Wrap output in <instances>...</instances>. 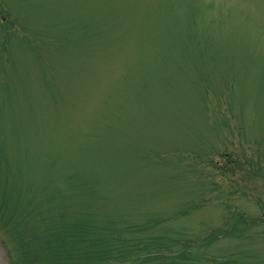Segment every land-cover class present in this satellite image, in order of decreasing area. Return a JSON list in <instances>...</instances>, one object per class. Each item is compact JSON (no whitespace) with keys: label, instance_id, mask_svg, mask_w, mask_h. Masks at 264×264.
<instances>
[{"label":"rangeland","instance_id":"obj_1","mask_svg":"<svg viewBox=\"0 0 264 264\" xmlns=\"http://www.w3.org/2000/svg\"><path fill=\"white\" fill-rule=\"evenodd\" d=\"M0 264H264V0H0Z\"/></svg>","mask_w":264,"mask_h":264},{"label":"trees","instance_id":"obj_2","mask_svg":"<svg viewBox=\"0 0 264 264\" xmlns=\"http://www.w3.org/2000/svg\"><path fill=\"white\" fill-rule=\"evenodd\" d=\"M148 257L149 258H147L146 261H154L155 259H162L164 257V255L162 253H160V252H152V254L151 255H148ZM137 259H139V258H137ZM142 260H140V261L135 260V263H137V262H143Z\"/></svg>","mask_w":264,"mask_h":264}]
</instances>
